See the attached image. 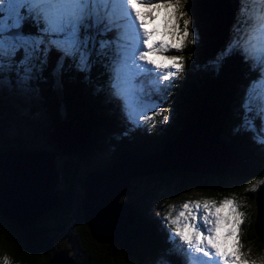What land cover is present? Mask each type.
<instances>
[{"label":"trees","instance_id":"1","mask_svg":"<svg viewBox=\"0 0 264 264\" xmlns=\"http://www.w3.org/2000/svg\"><path fill=\"white\" fill-rule=\"evenodd\" d=\"M226 4L232 12L229 30L220 47L217 46L214 53H210L209 47L204 43L206 36L203 37L199 33L198 27L203 22L193 14L195 0H182V10L188 17L190 15L193 21V26L190 24V31L194 33L195 29L198 35L197 39L189 37L195 42L187 43L182 52L176 51L174 54L184 57L182 75L174 90L170 87L162 94L166 98L172 96L173 104L178 106L182 114H177L166 133L158 128L148 131L142 126L133 127L120 105L109 97L106 85L110 73L105 65L110 64V60L107 57H96L94 54L95 63L90 73L80 72L71 61H66L64 70L57 78L52 75V70L59 58V53L53 50L48 67L43 77L35 81V86L46 114L51 117L50 124L44 129V134L50 145L55 148L53 151L64 158L63 164L59 165L61 182L64 184L76 178L77 159H74L75 157L80 160L83 156L91 155L94 148L101 150L103 147H109L112 149L109 166L130 154L144 155L158 151L178 136L186 123L187 116L193 115L200 107L219 105L221 111L219 110L217 138L236 153L237 159L233 168L206 173L175 169L146 176H151L161 186L173 187L182 192L190 189L200 190L217 202L228 196H235L240 201L244 198L249 199L254 208L249 210L250 216L244 225L245 233L241 235V240L248 242V246H251L253 251L260 253L264 245L253 229L255 191H246V185L263 177L264 148L253 141L251 133L236 131L240 124L241 104L245 92L251 81L258 77L259 69L253 70L240 55L226 59L219 71L210 66V62L223 51L233 36V28L230 27L233 25L241 31L244 27L246 17L240 13L242 0H227ZM207 5L203 2V7ZM210 18L213 19L212 16ZM179 26L183 28V18L180 19ZM23 30L26 33L36 32V28L30 23H26ZM118 36L122 37L121 30L117 28L115 30L113 27L106 36L100 38L113 41V50H115L117 46L123 47L122 41L117 42ZM148 81H144L145 85H148ZM138 82L142 80L137 81V84ZM102 86H105L103 90L98 91L97 89ZM2 96L0 93V137H5L2 138L5 145L0 147V152L7 149H27L19 136L9 134L3 136L2 127L9 117L3 111ZM58 121H68L89 128L91 145L84 151L69 155L60 151L50 138V129L53 123ZM255 123L259 128L261 121L256 119ZM85 172L86 175L89 173L84 171V175ZM57 194L60 198L58 207L38 217L30 227L23 228L1 213L2 211L0 212V260L7 256L13 264H47L53 252L57 251L54 247L53 227L42 224L44 219L51 218L62 219L61 224L54 228L63 230L67 234L71 246L60 249H65L75 264H155L157 258L164 253H169L167 258L171 264H184V257L171 251L172 245L166 238L167 231L160 226L153 214L123 202L131 207L135 215L133 222L126 230V235L113 243L100 244L92 238L85 224L81 204L71 218L69 216L70 195L65 192V189L57 190ZM70 220L76 223L77 233L67 230L66 226L71 223Z\"/></svg>","mask_w":264,"mask_h":264},{"label":"snow or ice","instance_id":"2","mask_svg":"<svg viewBox=\"0 0 264 264\" xmlns=\"http://www.w3.org/2000/svg\"><path fill=\"white\" fill-rule=\"evenodd\" d=\"M138 5L147 10H137ZM182 8V0H0V89L15 84L22 91L29 90L34 80L43 77L53 50L59 53L52 70L57 78L66 61H71L78 71L90 73L94 54L107 57L110 60L105 65L110 73L106 85L109 97L120 105L133 127H140L141 120H151L165 109L155 111V102L146 100L136 90V77L151 78L153 72L160 73L155 79L163 83L178 75L184 67L182 55L165 56L166 64L151 59L150 55L172 49L182 52L187 43L195 42L189 37L198 35L190 31L191 17ZM161 11L163 32L158 33L159 26L150 30L146 24L157 18L153 13ZM118 14L128 18L125 32L134 37L130 55L127 48L117 46L113 50V41L100 38L112 30ZM241 14L246 17L243 31L234 27L233 36L210 66L219 71L226 59L240 55L253 70L259 69L258 77L245 92L236 131L251 133L253 141L264 148V0H242ZM26 23L35 27L36 32H24ZM157 34L169 39L154 41ZM129 59L133 62L131 68ZM136 61L142 63L136 64ZM103 87L97 90L102 91ZM256 119L261 121L259 128ZM167 121L168 116L164 115L163 122ZM250 190L254 189H246ZM242 207L235 196L224 197L219 202L185 201L179 211L170 205L164 218L171 228L168 240L172 249L179 250L184 264H250L242 251L241 226L245 219ZM222 227L225 228L223 244L217 235ZM176 238L186 247L181 248ZM168 255L161 254L155 264H171ZM0 264L12 262L4 256Z\"/></svg>","mask_w":264,"mask_h":264},{"label":"water","instance_id":"3","mask_svg":"<svg viewBox=\"0 0 264 264\" xmlns=\"http://www.w3.org/2000/svg\"><path fill=\"white\" fill-rule=\"evenodd\" d=\"M206 108L214 111L211 108L216 106ZM219 110L215 111L218 120ZM198 112L205 116L203 110ZM196 117L194 114L187 116L178 136L162 149L144 155L130 154L85 176L81 209L85 224L96 242L109 244L126 235L135 215L130 206L121 202V198L128 192L134 177L175 169L206 173L233 168L237 155L217 138L218 120L215 128L217 140L214 142L213 134L210 135L215 144L209 145L200 130L204 125L198 126ZM78 128L81 130L79 133ZM50 138L56 148L67 155L84 151L91 145L89 128L68 121L53 123ZM57 156L58 152L46 149H7L0 152V212L26 228L38 217L57 208L60 198L55 189L61 176L56 166ZM254 200L253 229L264 245V183L255 191ZM47 264L75 262L65 249H57Z\"/></svg>","mask_w":264,"mask_h":264},{"label":"rangeland","instance_id":"4","mask_svg":"<svg viewBox=\"0 0 264 264\" xmlns=\"http://www.w3.org/2000/svg\"><path fill=\"white\" fill-rule=\"evenodd\" d=\"M214 3L220 4L222 10H224L226 0H214ZM199 6L200 7L203 6L202 1L199 2L198 8ZM137 10L145 11L147 9L141 8L138 5ZM231 13L232 12H230V15ZM153 15H156L157 18L152 23L146 24V27H148L151 30L153 27L159 26L158 33H162L163 11H161L159 14L153 13ZM189 17L191 16L189 15ZM225 18L226 17H224V20ZM197 19L203 22L202 25L204 27V32L206 33L207 39L209 41V52L214 53L215 49H217V44L219 43V37L217 36L219 29L217 27V24H214L212 20H210L211 22H208V24L206 23L204 24V21L200 17L197 16ZM114 20H115L114 28L116 29V26L118 24L120 29L124 33L123 38L121 36L120 37L118 36L117 42L122 41L121 44L125 42L126 45L123 48H127L130 55L132 51V47L134 46V37L130 36L125 32L124 26L128 23V18L122 17L118 14L114 18ZM223 22L224 21L222 20L221 24ZM230 23L229 22L227 23V30H229ZM225 24L226 23L224 22L223 26ZM191 25L193 26L192 18H191ZM230 28L234 29L233 25ZM194 33H196L195 29H194ZM194 38L197 39V36H195ZM156 39L157 36L155 35L153 37V40L156 41ZM158 39H169V38L159 35ZM175 52L176 50L172 49L165 53L151 54L150 58L157 60L160 63L166 64L168 63V61L165 60L164 57L172 56L175 54ZM129 62H131V65L129 67L130 68L133 67V62L131 61V59H129ZM135 63L140 64L142 62L136 61ZM152 74L155 75L154 77H158L161 75L160 73H155V72H153ZM181 75H182V70L179 71L178 75L174 76L168 81H164L163 83L159 82L157 79L152 77V79L148 81L147 88L145 87L144 84L142 85L141 83L139 85L136 84V90L140 92L142 91L146 100L155 102V104L157 105V107H155L156 112H159L161 108L165 109L163 114L156 115L151 120H147V121L141 120L140 124L143 128H146L148 131H152L158 128L163 133L164 132L166 133L169 129L170 124H172V122L175 120L177 114L180 115L182 114L178 106L173 104L172 96L166 98L164 94H162L163 92L157 91V89L170 88L168 87L169 85H171V89L174 90L175 85L180 81ZM35 81L36 80H34L31 83L30 88L27 91H22L18 89L15 86V84H13L11 88L0 89V93L3 95L2 96L3 98L2 104L4 105L3 111L9 117L5 125L2 127L3 128L2 132L4 133L3 136H6L8 134L11 136H19L24 141L26 148L30 150L46 149L49 151H53L55 148L52 145H50V143L48 142V138L44 134L45 131L44 129L50 124L51 117H49L45 112L44 109L45 107L42 104L40 94L35 86ZM205 109L206 110L199 108L196 112L203 110L205 112L204 113L205 116H208L207 125L209 126L214 122H216L215 123L216 125L218 120V113L216 115L215 112L216 110L211 111L208 110L206 107ZM145 112L146 114H149L147 113V110H145ZM164 115L168 116L167 122H163ZM215 128L216 127H213L214 129L212 131L213 133L215 132ZM76 130L77 133L81 131L79 128ZM148 131L146 132L148 133ZM2 138L5 137H0L1 148L4 147L5 145L3 142L4 140ZM216 140L217 138L214 137V142H216ZM111 150L112 149H110L109 147H103L101 150L94 148V151L91 155L83 156L80 160L78 157H75L74 159H77V163L75 164L76 165L75 168L77 169V171H76V178L72 179L71 180L72 182L64 184L63 182H61L62 177L60 176V179L56 185L55 190L57 191L60 189L61 191H63L65 189V192L70 195L69 208L71 212L69 216L71 218L74 217L75 210L81 204V200L84 195V189H83L84 184H82V179L86 175V172L84 175V171L91 172L97 169L106 168L108 166L109 156L110 154H112ZM57 157L58 159L56 158V164L57 163L58 164L56 166L57 169H60L59 165L61 166L63 164L64 158L60 157V155H58ZM65 160L67 159L65 158ZM263 181H264V172H263V177L261 179H257L249 182V184L246 185V189H254L250 191H256ZM228 197H232V196H228ZM204 199L212 200L213 198H211L209 195L207 196L206 193L203 194L202 191L197 189H190L186 192L185 191L182 192L173 187L161 186L157 184V182L154 181L151 176L145 175V176L134 177L133 179H131L128 192L124 196H122L121 202L133 204L138 208L142 209L143 211L153 214L154 218L157 219V222L160 224V226L164 227L165 230L167 231L166 238L168 240L169 234L171 232V228L167 226L168 222L167 220H165L164 217L169 210V206L174 205L176 207V210L179 211L180 206L185 201H189V200L203 201ZM237 200L240 201L239 199ZM244 200L240 201L243 205L241 211L245 214L244 223L241 226L242 227L241 235L245 233L244 225L247 223L249 219L248 218L250 216L249 210H253L254 208V205L251 203L249 199L244 198ZM223 213L225 215L227 214V208L223 210ZM175 214L176 213L174 212L173 215ZM61 220L62 219L53 220L51 218H48L42 221V224H45L51 228L53 227L52 228L54 229L53 241H54V247L56 249L68 248L71 246L67 234L63 230H58L54 228L58 224H61ZM70 222L71 223L66 226L67 230L72 233H77L78 228L76 229L75 227L76 223H74V221L72 220H70ZM196 223H197V227H200V222L197 221ZM224 232H225V228L222 227L217 233V235L221 237L220 242L222 244H223ZM176 240L181 248L186 247L185 245L179 242V238H176ZM241 242L243 244L242 251L245 253V259H247L250 262V264L253 261L255 262V264H264V248L260 253H257L253 251V248L251 246H248L249 245L248 242H244L242 240ZM229 250H231L230 243H229ZM171 251H174L176 255H180L181 257H183V255L179 252V250L178 249L173 250L172 246H171Z\"/></svg>","mask_w":264,"mask_h":264},{"label":"bare ground","instance_id":"5","mask_svg":"<svg viewBox=\"0 0 264 264\" xmlns=\"http://www.w3.org/2000/svg\"><path fill=\"white\" fill-rule=\"evenodd\" d=\"M200 1H202V2H206L208 5L207 6H205V7H200L199 6V8H198V5H199V2ZM227 1V0H226ZM193 14L197 17H200L203 21H204V24L206 23V24H208V22H211L210 20H211V16H212V20H213V23L214 24H217V27H218V29H219V32H218V37H219V45L217 44V46L218 47H220V45L223 43V40H224V38H225V36H226V32H227V23L229 22H231V15H230V9H229V6H227V4L225 3V7H224V10H222V7H221V5L220 4H218V3H214V0H195V8H194V10H193ZM226 16V18H225V20H224V17ZM222 20L226 23L224 26H223V24H224V22L221 24V22H222ZM116 28L117 29H119V30H121L120 29V27H119V25L117 24V26H116ZM199 33H200V35H202L203 37L204 36H206L205 37V45H207V47H209V41H208V39H207V35H206V33L204 32V27H203V25L201 24L199 27ZM197 28V29H198ZM116 30V29H115ZM119 32V31H118ZM121 34H122V38H123V32H122V30H121ZM222 34H224L223 36H222ZM125 42H123V47H125ZM122 47V48H123ZM210 56L211 55H214V54H209ZM128 64H129V66L131 65V62H128ZM153 75V76H152ZM151 76L152 77H154L155 75L154 74H152ZM155 78V77H154ZM141 83V85L142 84H144L145 85V83H144V81H142V82H138V84L137 85H139ZM139 87H141V86H139ZM145 87L147 88L148 87V85H145ZM146 91H147V89H146ZM200 109H204V110H206L205 109V107H200ZM211 109H213L214 111L216 110H219V107H217L216 106V108H211ZM198 110V109H197ZM195 115L196 116H198V117H196V122H197V125L198 126H202V123H203V128H200V130H201V132H202V135L204 136L203 138L205 139V142L207 141V142H209L208 144L210 145H214L215 143L214 142H212V140L210 139V135H212L213 134V136L215 137V135H216V130H215V132L213 133L212 131L214 130L213 129V127H216V125H215V123L216 122H214L213 124H211V125H207V122H208V116H200V115H202V113H199V112H196L195 113ZM210 124V123H209ZM212 138V137H211Z\"/></svg>","mask_w":264,"mask_h":264}]
</instances>
